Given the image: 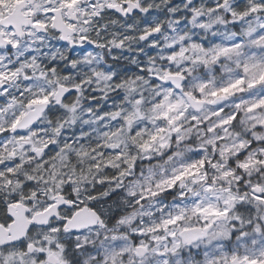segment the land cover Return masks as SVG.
Returning a JSON list of instances; mask_svg holds the SVG:
<instances>
[{"label":"snow or ice","instance_id":"1","mask_svg":"<svg viewBox=\"0 0 264 264\" xmlns=\"http://www.w3.org/2000/svg\"><path fill=\"white\" fill-rule=\"evenodd\" d=\"M0 264H264V0H0Z\"/></svg>","mask_w":264,"mask_h":264}]
</instances>
